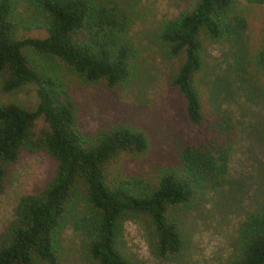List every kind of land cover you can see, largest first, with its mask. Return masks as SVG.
<instances>
[{
    "label": "trees",
    "instance_id": "1",
    "mask_svg": "<svg viewBox=\"0 0 264 264\" xmlns=\"http://www.w3.org/2000/svg\"><path fill=\"white\" fill-rule=\"evenodd\" d=\"M132 17L110 0H0V93L32 84L35 95L30 109L0 101V193L21 152L45 153L54 164L46 185L18 197L0 233V264H59L67 225L81 238L85 264H142L125 247L123 223L129 218L145 220L156 257L176 259L188 236L182 212L227 182L236 120L219 102L205 111L200 83L208 44L233 48L244 41L247 21L237 0H195L154 29L173 60L166 80L197 129L196 144L179 143L171 162L144 176L127 174L120 157L147 151L143 128L121 122L90 133L79 128V107L57 65L84 85L127 86L141 73L139 49L129 35ZM38 29L43 36L24 35ZM243 59L264 75V25L258 46ZM256 135L264 146V119ZM255 199L235 229L224 264H264V185Z\"/></svg>",
    "mask_w": 264,
    "mask_h": 264
},
{
    "label": "rangeland",
    "instance_id": "2",
    "mask_svg": "<svg viewBox=\"0 0 264 264\" xmlns=\"http://www.w3.org/2000/svg\"><path fill=\"white\" fill-rule=\"evenodd\" d=\"M110 1L132 11L129 35L139 49L135 59L141 68L139 76L125 87L108 90L100 83H79L62 65H57L56 70L79 107L78 124L84 133L114 122L145 130L149 136L147 151L137 157L122 155L119 161L127 174L144 176L153 167L171 162L179 143L196 144L200 139L197 129L186 117L180 95L167 83L166 76L174 65L173 60L167 58L153 36L161 21L190 9L195 0ZM237 3L247 21L244 41L233 48L226 43L208 44L200 83L204 90L205 111L219 102L236 120L227 182L217 191L205 193L195 209L182 212L188 236L183 253L176 259L158 258L153 254V237L143 218L125 220L126 250L142 264H224L238 223L264 185V146L256 137L264 119V75L252 70L243 59L260 42L264 4L247 5L243 0ZM24 35L43 36L44 32L42 29L29 30ZM49 63L41 61L42 65ZM9 100L33 108V85L27 84L14 94L0 93V101ZM53 168V161L45 153H20L18 160L9 167L0 193V233L12 218L18 197L35 193L46 185L54 173ZM62 238L59 264H85L80 256L78 233L67 225Z\"/></svg>",
    "mask_w": 264,
    "mask_h": 264
}]
</instances>
